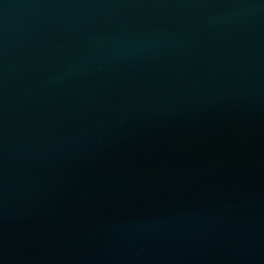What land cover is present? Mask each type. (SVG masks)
Here are the masks:
<instances>
[{
    "label": "water",
    "instance_id": "obj_1",
    "mask_svg": "<svg viewBox=\"0 0 264 264\" xmlns=\"http://www.w3.org/2000/svg\"><path fill=\"white\" fill-rule=\"evenodd\" d=\"M0 264H264V0H0Z\"/></svg>",
    "mask_w": 264,
    "mask_h": 264
}]
</instances>
